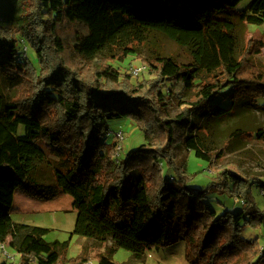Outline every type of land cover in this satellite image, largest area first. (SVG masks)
Masks as SVG:
<instances>
[{
  "label": "trees",
  "instance_id": "trees-1",
  "mask_svg": "<svg viewBox=\"0 0 264 264\" xmlns=\"http://www.w3.org/2000/svg\"><path fill=\"white\" fill-rule=\"evenodd\" d=\"M243 1L27 0L20 24L8 27L0 19V226L13 224L17 190L42 199L71 195L73 233L112 242L99 264H118L119 248L141 255L175 241H186L189 264H263L259 236L243 232L249 226L264 234V209L253 189L264 190V181L222 167L205 189L195 190L175 158L178 143L210 166L226 154L210 145V127L197 126L193 116L224 121L244 103L264 112V63L258 61L264 40L245 33L241 42L237 33L240 23H264V0ZM151 32L185 45L187 60L148 56L153 77L134 84L131 72L109 60L140 56ZM21 39L36 60L21 58ZM225 86L232 88L227 106L216 102ZM176 102L183 107L173 117ZM121 118L135 121L147 142L125 153L122 143L116 160L119 142L108 137ZM245 136L255 133L238 128L228 138ZM39 142L73 155L54 182L37 176L48 156ZM163 163L175 174L166 175ZM213 191L229 194L242 209L218 212ZM47 232L27 224L18 234L0 228V244L9 242L19 254L17 262L0 264L66 262L69 241H41Z\"/></svg>",
  "mask_w": 264,
  "mask_h": 264
},
{
  "label": "rangeland",
  "instance_id": "rangeland-1",
  "mask_svg": "<svg viewBox=\"0 0 264 264\" xmlns=\"http://www.w3.org/2000/svg\"><path fill=\"white\" fill-rule=\"evenodd\" d=\"M27 0H0V19L8 26L14 27L23 21L25 12V3ZM248 0H244L243 3ZM242 3V4H243ZM245 3L243 5H245ZM242 5V6H243ZM264 15V12L262 13ZM238 37L241 42L245 33H249L257 39L264 40V23L263 24H243L238 25ZM28 45V43H27ZM22 49V45L18 43V50ZM29 58L35 59L33 50L28 45ZM141 54L130 53L124 61L110 59L109 62L118 67L122 72H131V68L144 64L147 67L146 72L138 77L132 76L134 84L144 79L152 78V74L148 70L147 63L144 58L152 56L157 52H162L168 56H172L178 61H186L188 49L174 39L160 32H151L148 36L147 43L141 46ZM258 61L264 63L263 53L258 56ZM1 76V74H0ZM2 77V76H1ZM4 93L9 97L14 95L7 84L2 80ZM231 86H225L216 98V102H221L227 106L230 103ZM183 106L180 107L176 102L175 107L171 109V115L175 117L180 113ZM240 112L231 116L229 119L219 122H207L205 119H198L193 116L194 123L197 126L205 128L210 127L208 132V141L212 147H225L226 154L221 160L215 161L213 166L195 156L194 151H190L183 144L175 146V158L178 166L181 167L185 175L189 177V184L195 189H205L209 183L215 180L218 169L228 167L234 171H241L250 176H256L264 181V137H260L257 133H264V112L254 105L244 103L240 107ZM242 128L251 130L255 133L253 138L249 136L238 137L229 140L228 135L231 131ZM110 130L112 132L123 130L125 152L138 147L140 144L147 142L143 131L138 127L137 123L130 118L116 119L111 123ZM194 131V128L191 129ZM23 129L21 128V132ZM109 142H116L114 136L108 137ZM39 145L45 148L48 153L46 161L38 166V178L42 182L51 183L55 180L56 171H67L73 162L71 151L64 146H47L43 142ZM122 153V154H124ZM164 173L166 175L175 174L173 168H167L163 163ZM254 193L258 199V203L264 209V190L261 186L253 185ZM212 205L221 212L224 209L240 210L243 205L236 203L234 198L229 194H220L213 191L210 194ZM73 197L66 195L54 199H42L34 196H28L21 190H17L14 195L12 214L13 224L8 226H0V228L11 233L18 234L20 225L27 224L30 226H40L48 229L41 241H69V247L66 251L65 258L59 264H75L73 258L88 257L99 264L102 257L108 256V247L111 241L100 243L97 240H87L81 235L73 233L77 211L73 207ZM259 229L246 227L244 236L248 238H260V247L264 248V234ZM7 250L14 256L13 262L19 260V254L9 242L6 243ZM9 246V247H8ZM1 261L4 256L1 255ZM113 260L118 264H189L188 248L186 241H175L170 246L153 248L141 255H136L124 248L117 249L113 256ZM6 261V260H5ZM7 261V262H12ZM264 264V263H263Z\"/></svg>",
  "mask_w": 264,
  "mask_h": 264
},
{
  "label": "built area",
  "instance_id": "built-area-1",
  "mask_svg": "<svg viewBox=\"0 0 264 264\" xmlns=\"http://www.w3.org/2000/svg\"><path fill=\"white\" fill-rule=\"evenodd\" d=\"M21 44H22V49H21V58H28L29 57V53H28V45L26 43V41L24 39L20 40ZM147 67L144 64H140L138 66H135L133 68H131V73L133 76L138 77L139 75H141L142 73L146 72ZM109 135L114 136L115 139H117V141L119 142L118 145V151H117V155L115 157L116 160H118L119 156H120V151H121V146H122V140L124 139V133L123 130H118V131H114V132H110ZM238 201V200H237ZM6 243H1L0 244V250L2 252V256H4L6 261H12L14 259V256L9 253V251L7 250L6 247ZM9 247V246H8ZM82 264H98L96 263L94 260L92 259H88V261L82 263Z\"/></svg>",
  "mask_w": 264,
  "mask_h": 264
}]
</instances>
